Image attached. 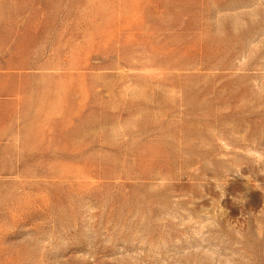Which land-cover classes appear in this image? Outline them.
<instances>
[{"label":"rangeland","instance_id":"rangeland-1","mask_svg":"<svg viewBox=\"0 0 264 264\" xmlns=\"http://www.w3.org/2000/svg\"><path fill=\"white\" fill-rule=\"evenodd\" d=\"M0 264H264V0H0Z\"/></svg>","mask_w":264,"mask_h":264}]
</instances>
